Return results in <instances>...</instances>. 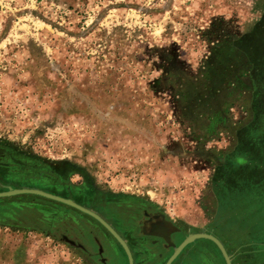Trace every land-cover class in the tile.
<instances>
[{
  "label": "rangeland",
  "instance_id": "rangeland-1",
  "mask_svg": "<svg viewBox=\"0 0 264 264\" xmlns=\"http://www.w3.org/2000/svg\"><path fill=\"white\" fill-rule=\"evenodd\" d=\"M6 186L117 229L157 209L264 264V0H0ZM64 218L101 225L1 196L0 264H97ZM176 264L226 263L199 238Z\"/></svg>",
  "mask_w": 264,
  "mask_h": 264
},
{
  "label": "flooded vegetation",
  "instance_id": "flooded-vegetation-1",
  "mask_svg": "<svg viewBox=\"0 0 264 264\" xmlns=\"http://www.w3.org/2000/svg\"><path fill=\"white\" fill-rule=\"evenodd\" d=\"M71 199L75 201L74 198ZM135 212L136 216L125 218L127 225L117 229L109 217L96 211L124 240L130 251L132 264H166L174 251L173 245L180 244L187 234L182 235L181 227L160 210L141 208L135 209ZM66 221V218L60 219L59 236L72 239L81 251L86 252L97 264H130L121 244L102 224L99 223L107 234L100 226L83 221L67 224L65 229L63 227ZM190 243L186 244L169 264H176Z\"/></svg>",
  "mask_w": 264,
  "mask_h": 264
},
{
  "label": "water",
  "instance_id": "water-1",
  "mask_svg": "<svg viewBox=\"0 0 264 264\" xmlns=\"http://www.w3.org/2000/svg\"><path fill=\"white\" fill-rule=\"evenodd\" d=\"M22 193H30V194H37V195H41L44 196L46 198H50L59 202H62L64 204H67L69 206H72L88 215H90L91 217H93L94 219H96L100 224H102L112 235L113 237L121 244V246L123 247L124 251L126 252L128 259H129V263L132 264V259H131V255H130V251L126 245V243L124 242V240L118 235V233L102 218L100 217L96 212L90 210L87 207H84L78 203H76L75 201L69 199V198H64L62 196H58L56 194H52L37 188H26V187H22V188H13L10 186H6V190H2L0 191V197L1 196H11V195H15V194H22ZM199 238H205V239H209L211 240L220 250L222 257L225 261L226 264H231L230 261V257L228 256L224 246L222 245V243L213 235L208 234V233H204V232H196V233H190L188 234L180 244H178L177 246H174V251L172 253V255L169 257V259L167 260L166 264H169L172 259L180 252V250L188 243L199 239ZM70 243H72V241H68Z\"/></svg>",
  "mask_w": 264,
  "mask_h": 264
}]
</instances>
